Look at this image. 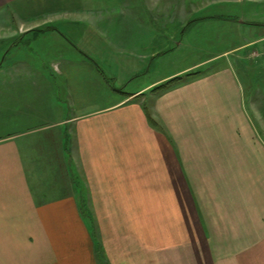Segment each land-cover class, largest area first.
<instances>
[{
  "label": "crops",
  "instance_id": "1",
  "mask_svg": "<svg viewBox=\"0 0 264 264\" xmlns=\"http://www.w3.org/2000/svg\"><path fill=\"white\" fill-rule=\"evenodd\" d=\"M14 1L0 0V8ZM86 1L78 15L91 27L98 23L90 11L102 5ZM248 2L264 12V0ZM127 5L112 9L123 11L129 55L143 46L148 78L131 99L58 121L66 102L49 95L63 90L49 76L25 103L35 117L0 139V264H264V139L249 115L247 85L260 80L255 102H264V25L238 23L232 31L243 42L232 52L151 78L157 58L162 69L177 49L160 56L148 45L172 42L177 23L139 20L160 5ZM173 79L154 95L149 116L137 96ZM48 104L55 122L46 124L36 119L52 114ZM195 182H204L198 200Z\"/></svg>",
  "mask_w": 264,
  "mask_h": 264
},
{
  "label": "rangeland",
  "instance_id": "2",
  "mask_svg": "<svg viewBox=\"0 0 264 264\" xmlns=\"http://www.w3.org/2000/svg\"><path fill=\"white\" fill-rule=\"evenodd\" d=\"M100 1L102 9L90 11L98 23L91 27L84 22L89 20L87 16L82 13L78 15L81 10L86 12V0L66 3H62L61 0H16L11 5L0 8V65L3 64V69L0 70V139L10 136L5 133L8 130L13 132L24 128L22 126L27 124L25 118L34 116L25 103L34 99L36 89L38 86H44L45 79L49 76L53 78L55 86H62L63 89L52 91L49 95H53L57 101L60 97L66 103L59 104L63 111L60 114L56 113V116L58 115L56 119L53 113L55 108L47 105L46 109H50L52 114L36 119L43 123L47 122L46 124L55 122L52 119L58 121L60 118L71 119L81 114L87 105H100V102L107 105L131 99L130 92L138 90L135 87L148 80L143 76L146 70L140 71L141 65L144 64V61L140 60L143 46H131L130 51L136 50L137 54L129 55V50H125L126 47L123 45L126 40L122 26L123 11L112 9L114 3L124 0ZM125 2L129 11L137 4L143 5V8L149 7V4L160 5L159 13L143 14V18L139 20L150 22L158 15L160 18L157 20H176L177 37L172 42L163 41L148 45L151 52L160 50L157 53L160 56L169 49L174 51L177 49L173 55L176 59L164 65V70L163 67L159 68L164 58H157L159 62L153 66L151 78L157 73L164 75L165 72L174 71L179 67L205 62L215 59L224 52H232L243 42L240 41L241 37L232 31L238 23H243L247 29L250 28L251 22L264 25V12L256 5L250 4L248 0H125ZM121 6L124 10L125 5ZM72 21L82 23L76 26ZM169 29L173 30L174 26ZM175 41L178 42L173 44ZM231 57L232 53L228 58ZM224 61H218L217 64ZM57 64L62 65V68H56ZM215 64L212 62L202 68L209 69ZM59 69L67 71L68 76H61ZM196 71L192 73L193 76L201 73L199 69ZM178 79L166 81L163 86L151 88L137 96L136 99L143 101L147 106L146 112L149 116L148 107L153 102L154 95L173 87L168 85ZM259 84L260 80L257 79L247 81L248 98L252 99L248 109L256 130L264 139V110L261 111L264 102H255ZM76 90L87 93L65 95L68 91ZM41 98L47 100L48 97ZM12 99H23V106ZM43 107L45 106H40V109ZM203 184L194 183L196 191L193 190V196L198 195L195 200L199 199V192L202 191L199 186ZM180 205L176 204L174 208L180 211L182 204ZM81 209L83 216L89 219V208L82 206ZM99 252L101 254L102 249H99ZM101 255L103 258V254Z\"/></svg>",
  "mask_w": 264,
  "mask_h": 264
},
{
  "label": "trees",
  "instance_id": "3",
  "mask_svg": "<svg viewBox=\"0 0 264 264\" xmlns=\"http://www.w3.org/2000/svg\"><path fill=\"white\" fill-rule=\"evenodd\" d=\"M151 120V119H150ZM152 121V120H151Z\"/></svg>",
  "mask_w": 264,
  "mask_h": 264
}]
</instances>
